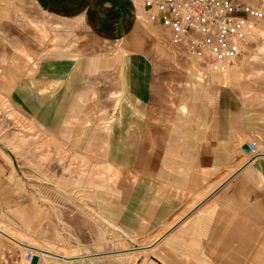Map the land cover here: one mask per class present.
<instances>
[{
  "label": "crops",
  "instance_id": "crops-1",
  "mask_svg": "<svg viewBox=\"0 0 264 264\" xmlns=\"http://www.w3.org/2000/svg\"><path fill=\"white\" fill-rule=\"evenodd\" d=\"M35 1L42 12L75 26L74 55L98 53L93 49L98 42L121 43L122 61L108 71L111 75L118 70L112 92L118 99L117 115L139 117L136 123L127 122L126 132H152L144 145L134 137L131 143L147 148L145 156L136 150L133 160L144 157L152 170L120 173L113 187L116 210L124 219L140 212L144 224H163L182 201L217 184L243 145L253 142L246 141L242 125L248 123L247 100L253 98L255 107L264 110L260 82L226 86L220 77L197 68L162 37L160 24L147 21L136 0ZM156 69L162 73L159 78L154 77ZM256 111L262 118L256 120V141L264 146V111ZM244 160L215 191L207 221L201 213L190 217L188 212L180 226L165 233L168 245L153 248L159 264H264V158L251 164H246L247 156ZM15 174L0 150V264H24L25 253L17 243L48 240L39 193L28 191ZM100 191L97 218L110 225L108 185ZM134 205L139 208H130ZM75 260L80 259L70 263Z\"/></svg>",
  "mask_w": 264,
  "mask_h": 264
},
{
  "label": "rangeland",
  "instance_id": "rangeland-1",
  "mask_svg": "<svg viewBox=\"0 0 264 264\" xmlns=\"http://www.w3.org/2000/svg\"><path fill=\"white\" fill-rule=\"evenodd\" d=\"M255 2L264 10V0ZM69 24L42 12L35 0H0V150L28 191L39 193L45 208L43 235L48 240L31 245L50 253H44L39 264H159L153 248L168 245L165 233L180 226L188 212L190 217L201 213L207 221L213 196L196 207L246 156L240 149L239 158L217 184L182 201L163 224H144L138 218L140 212L134 218L126 214L124 219L116 210L113 187L120 173L152 170L144 157L133 160L136 150L145 156L147 148L131 146L133 137L144 145L152 132H126L127 122L136 123L139 117L117 115L118 99L112 92L118 70H111V75L108 71L122 61L121 43L98 42L93 48L98 53L74 55L71 33L75 26ZM161 35L167 39L163 31ZM254 36L247 52L224 74L215 75L223 85L250 86L255 80L264 87V19ZM157 72L155 78L162 75ZM250 95L253 92L246 94ZM247 101L248 123L242 125L246 141H253L264 153V146L256 141V120H262L256 110H264L255 107L253 98ZM106 184L110 225L97 218V194Z\"/></svg>",
  "mask_w": 264,
  "mask_h": 264
},
{
  "label": "built area",
  "instance_id": "built-area-1",
  "mask_svg": "<svg viewBox=\"0 0 264 264\" xmlns=\"http://www.w3.org/2000/svg\"><path fill=\"white\" fill-rule=\"evenodd\" d=\"M138 1L147 21L160 24L164 36L183 57L213 75L224 74L247 52L258 24L264 19V10L255 0ZM248 148V161L264 158L254 142ZM17 244L25 253L26 264L34 256L40 260L42 253L36 248Z\"/></svg>",
  "mask_w": 264,
  "mask_h": 264
},
{
  "label": "bare ground",
  "instance_id": "bare-ground-1",
  "mask_svg": "<svg viewBox=\"0 0 264 264\" xmlns=\"http://www.w3.org/2000/svg\"><path fill=\"white\" fill-rule=\"evenodd\" d=\"M247 157H249V156H247ZM260 159H262V158H260ZM244 161H245V160H244ZM246 162H247V161H246ZM251 163H253V162H251ZM251 163H250V164H251ZM244 165H245V164H244ZM240 166H241V165H240ZM242 168H243V167H242ZM235 171H236V170H235ZM234 173H235V172H234ZM234 173L230 174V176H228L227 178H225V179L222 181V183H221L220 185L218 184L217 188H216L213 192H211V194H210L207 198H205V200L203 199L204 201L201 202V203L197 206V209L200 208V207H202V206L205 204V202H207L208 199H209L211 196L214 195L215 191L218 190V189L222 186V184H223L228 178H230ZM195 209H196V208H195ZM193 210H194V209H193ZM175 225H176V224H175ZM175 225H174V226H175ZM162 239H163V237L158 238V239L155 241V243H153V245L150 246L149 248H152V247L154 246V244H156L157 242H159V241L162 240ZM33 248H35V247H33ZM149 248H147V249H146V248H144V249L141 248V249H142V250H145V249L148 250ZM36 249L39 251V253H42L41 250H39L38 248H36ZM44 253H45V254H50V253H48V252H46V251H45ZM44 253H42V255H43ZM109 254H112V253H109ZM54 256H55V255H54Z\"/></svg>",
  "mask_w": 264,
  "mask_h": 264
},
{
  "label": "water",
  "instance_id": "water-1",
  "mask_svg": "<svg viewBox=\"0 0 264 264\" xmlns=\"http://www.w3.org/2000/svg\"><path fill=\"white\" fill-rule=\"evenodd\" d=\"M242 151L245 153V155L246 156H249V154H250V151H249V148H248V146L247 145H243V147H242ZM249 163H251L250 161H248V162H246V164H249ZM197 208V207H196ZM195 210V209H194ZM193 212V211H192ZM191 212V213H192ZM190 213V214H191ZM12 240V239H11ZM12 241H14V242H16L14 239L12 240ZM117 254V253H116ZM104 255H110V254H103L102 256H104ZM51 257H53V256H51ZM53 258H55V257H53ZM39 263V258H38V256H34L33 258H32V260H31V262H30V264H38Z\"/></svg>",
  "mask_w": 264,
  "mask_h": 264
}]
</instances>
